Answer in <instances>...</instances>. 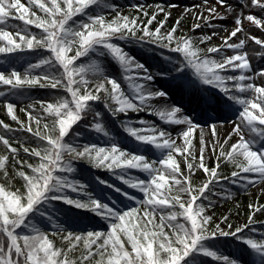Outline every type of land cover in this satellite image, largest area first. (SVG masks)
<instances>
[{"label": "snow or ice", "instance_id": "6c2138e0", "mask_svg": "<svg viewBox=\"0 0 264 264\" xmlns=\"http://www.w3.org/2000/svg\"><path fill=\"white\" fill-rule=\"evenodd\" d=\"M239 3L237 9L228 0H201L169 26L175 4H135L122 14L111 0H27V5L0 0V85L8 86L0 98L17 125L0 119L7 133H0V264H204V257L239 264L208 246L227 237L264 264V232L253 236L257 214L264 216L260 198L247 204L243 224H234L231 212L217 220L212 211L221 199L233 198L228 185L245 193L264 185V70L254 71L250 62L252 56L264 58V39L244 27L246 21L264 32V19L246 14L264 15V0ZM185 15L193 21L187 31ZM229 18L233 28L215 22ZM246 41L259 47L247 49ZM122 45L163 50L165 67L150 71ZM82 57L87 61L77 63ZM112 62L118 74L110 71ZM158 76L198 95L203 124L182 106L167 103L168 92L153 87ZM37 87L53 90L51 100L33 99L28 93ZM218 97L236 114L223 139L217 124L225 120L209 114L220 104ZM160 98L165 105L156 107L153 101ZM17 102L24 105L19 112L27 122L18 116ZM99 105L113 118L123 114L120 127L125 139L136 141L132 150L106 127ZM129 112L180 127L173 136L151 120L126 118ZM81 121L104 142L81 144L80 128L73 127ZM80 161L127 187L96 176L100 192L89 191L87 183L73 178ZM222 163L232 166L230 174ZM198 172L205 177L199 185ZM73 208L77 216L68 215ZM88 213L106 228L79 227L78 216ZM57 240L64 246L57 247ZM77 250L79 259L72 256Z\"/></svg>", "mask_w": 264, "mask_h": 264}, {"label": "rangeland", "instance_id": "374dc122", "mask_svg": "<svg viewBox=\"0 0 264 264\" xmlns=\"http://www.w3.org/2000/svg\"><path fill=\"white\" fill-rule=\"evenodd\" d=\"M23 3H25L27 5V0H22ZM212 2L214 3V0H212ZM156 3H161L164 5H171V4H175L177 5L176 8L172 9V17L169 21V26H171L172 24H174L175 19H177L181 13L184 12L185 9H194L196 5L201 3V0H116L115 5L118 6V8L122 11V14H130V9L132 5L135 4H152L155 5ZM228 3L231 4L233 7L239 9L240 4H234L233 2L228 0ZM246 14H254L259 18L264 19V15H262L259 12L256 11H252L251 13H248L246 10ZM107 18L111 19V16L107 13ZM77 19H79V17H77ZM13 23H17V21H12ZM216 23L219 24H224L226 25L228 28H233L234 27V21L232 18H229L225 21H215ZM192 19L188 16L185 15V21L183 22V28L185 31H187L188 29L191 28L192 26ZM20 24H22V22L20 21ZM244 27L249 29V34L252 36H255L257 38H262L264 39V32H262L259 28H255L254 26H250L248 24V22L245 21L244 23ZM210 31V30H209ZM202 34V33H197ZM239 35V34H238ZM241 38H245L243 36H241ZM235 39V38H234ZM238 42V41H237ZM2 43V42H0ZM215 43L220 44L221 41L219 39L215 40ZM246 45L248 47H256L254 41H246ZM126 51H128L136 60H138L140 63H142L146 68H148L150 71H160L162 70L165 65L164 62L162 61V58L159 55H154L150 52H148L146 50V48H140L136 45H122ZM259 47V46H258ZM257 47V48H258ZM41 52H43V50H41ZM45 55L47 53H44ZM72 53H69V55H71ZM84 58L86 57H82L79 61H77V63L80 62H85ZM158 60L159 61V67L156 66L155 61ZM34 62H36V58L34 59ZM18 68H20L19 65H17ZM255 68L256 70H264V58H260L257 57L256 63H255ZM21 71H23V68H20ZM115 71L117 74L119 73V66L116 65L114 62H112L111 64V69L110 71ZM132 75H135V70L133 71ZM117 78L119 79L120 83H121V88L122 90L125 92L126 95H128L129 97H131L132 90L129 89L127 82H125L122 78L119 77V75L117 76ZM260 80L257 79L256 83L260 84ZM154 88H160L164 91L168 92L169 95V100L167 101L168 104H172L175 103L179 106H182V108L185 110V112L191 116L194 117L197 121V119H202L203 121H197L201 124L204 123L205 118L202 116V106L199 102V97L197 94H193L190 91H188L187 89H180L176 86V82L171 80V79H163L161 77H157L154 85ZM8 88V86H4V85H0V91H6ZM52 90L50 89H40V88H35L33 91V99H40V100H51V96H50V92ZM189 95H192L193 99L196 101H189ZM218 99H220L218 97ZM3 102H4V98H0V119H4L6 123L10 124L13 128L17 127V125H15V123L13 121H11L10 118H8L6 116V110L3 108ZM153 104L156 107H163L165 105V101L160 98L157 99L156 101H153ZM17 114L18 116L24 120L25 122H27V117L23 114L19 112V107H23V104H19V102H17ZM98 110L102 112L103 114V121L106 124V127H108L112 133L114 135H117L118 138L120 139L121 142V146L124 148H127L129 150L133 149V146L135 145L136 141H134L131 137H128L127 139H125L124 137H126V133L122 132L120 130V128L118 127L120 124V120L125 118L123 116V114H121V117L119 118H113L111 117L110 114L107 113V111L105 109H103L102 105L98 106ZM212 116H215L217 114H221L222 116H219V118L225 120V127L223 129H221V133L218 131L219 133V137L221 139L226 138L227 135L229 134L232 125L230 123H227V121L230 120H234L236 119V114L234 111H228L224 108L223 106V100L220 99V104L218 106H216V111L215 112H210L209 113ZM258 114V113H257ZM197 116H200V118H196ZM128 119H137V118H142V119H147V120H151L152 122H154L155 124H157L158 126H163L166 129H169L173 132V136H175V129L176 128H169L167 125H164L163 122H161L158 117L156 116H149L147 113H132L129 112L128 116L126 117ZM115 126H117V128H115ZM33 127H35L33 125ZM177 128L180 126H176ZM217 128L218 125H217ZM198 133H199V129L196 130V132L194 133V141L193 143L198 147L199 146V142H198ZM24 135H28L27 133H25ZM95 138L96 140H103V137L95 134ZM81 144H83V142H80ZM34 146V145H33ZM154 151V149H153ZM218 151V149H217ZM0 154H4V149L3 146L0 145ZM207 152H206V157H207ZM151 158V156H150ZM35 162V161H32ZM207 163L209 164V166H214L215 164V159L213 157L212 160L207 161ZM223 164V163H222ZM85 167H88V164L80 161L77 162V173L80 174L83 177H80L83 182L87 183L90 187H89V191H92L93 189L96 190L97 193L100 192V187L97 186V183L95 181V177L99 176L104 180H108L109 182H113L116 183L118 185H120L119 181H115L114 178L112 176L109 175L108 172H103V175L98 174L96 171H99V169H93L91 168V170H87ZM185 168L186 171V166H182ZM89 168V167H88ZM131 175H135V176H140L141 178H143V174L137 172L136 170H131ZM205 179L204 175L202 174V172H198L196 174V178H194V181L197 185H199L203 180ZM15 183L18 185L20 182L17 180L15 181ZM122 188H126V185H120ZM229 188V190L233 193V198L231 200H223L221 199L220 202L217 204L216 208L213 209L212 211L215 212V217L218 220L219 217L222 214H229V212H231V219L232 222L234 224H243L245 222V214L247 213V204L252 202L253 200H255L257 197L260 198V202L264 203V185H257L256 187H250L249 190L245 193L243 192L239 187H234L231 185L227 186ZM130 192H133L134 190L129 189ZM219 191V190H218ZM137 195V197H140L142 194L141 193H135ZM214 199H216L214 197ZM239 204L240 208L237 209L236 205ZM237 213H239V215H237ZM89 214V213H88ZM159 217L157 216L156 218V222H158ZM257 220L258 223L256 224V229L257 231L255 233H253L254 238L259 239V233L260 232H264V216H261L260 214H257ZM99 223V219H95L94 217H92L91 215H85L83 218H78V224L79 227L82 228H105L104 226H97V224ZM70 227H72L73 225H69ZM45 230H48L47 228H45ZM243 235V234H241ZM223 240L228 241V249H227V256L231 257L233 259L238 260L239 264H260V257H258L254 252H252L246 245L241 244L238 240L231 238V237H227V238H220ZM56 246L57 247H62L64 246L62 244L61 241L57 240L55 241ZM80 247H82V243L80 245ZM73 258L75 259H79L80 256V252L79 250L75 251L72 254ZM204 264H215L214 261L211 260V258H205L204 259Z\"/></svg>", "mask_w": 264, "mask_h": 264}, {"label": "trees", "instance_id": "16d2710c", "mask_svg": "<svg viewBox=\"0 0 264 264\" xmlns=\"http://www.w3.org/2000/svg\"><path fill=\"white\" fill-rule=\"evenodd\" d=\"M111 2L112 3H116V0H111ZM39 14V13H38ZM105 15H107V12L105 13ZM18 22V24H20V21H17ZM32 31H34V32H39L40 30L39 29H35V28H33L32 29ZM146 50L148 51V52H150V53H152V54H156V55H159L161 58H162V56H161V53H162V51L163 50H159V49H155V50H150V49H148V48H146ZM163 54H165V55H167V53L166 52H164ZM34 59H35V56H34ZM34 59H33V62H34ZM84 61L86 62L87 61V58H84ZM155 65L156 66H158L159 67V61L158 60H156L155 61ZM35 89V88H34ZM34 89H30L29 90V95L33 98L34 97V95H33V91H34ZM53 91V90H52ZM61 91V93L62 94H64V95H67V93H63V90H60ZM70 98V97H69ZM74 128H80V131H81V136L79 137V142H83V143H88V142H92V143H97V144H100V143H103L104 142V140H102V141H100V140H96V138H95V134L96 133H94V132H92L88 127H85V126H83V122L81 121L80 123H78L77 125H74L73 126ZM119 128H120V130L123 132V129L120 127V124H119V126H118ZM115 128H117V126H115ZM0 133H3V134H5V135H7V133H4V130L2 129V128H0ZM89 167V168H88ZM88 167H85L87 170H91V166L90 165H88ZM222 168H223V171L226 173V174H230V172H231V170H232V166L231 165H225V164H222ZM98 174H101V175H103V172H106V171H103V170H100L99 169V171H96ZM80 177H83V176H81L80 174H76L73 178H75V179H79V180H81L82 182H83V180L80 178ZM73 195H75V194H73ZM50 207H52L53 208V210H55V206H50ZM64 206H61V208H63ZM68 215H70V216H77L78 215V210L77 209H75V208H73L72 210H71V212L70 213H68ZM85 215H91L90 213L89 214H80L79 216H78V218H83ZM92 216V215H91ZM59 218L60 219H64V216L63 215H60L59 216ZM95 218V217H94ZM96 219V218H95ZM97 219H99V218H97ZM97 226H104L105 228H106V225H103L102 224V222H100V220H99V223L97 224ZM100 229H104V228H98V230H100ZM208 246L211 248V249H213V250H215L218 254H221V255H224V256H227V249H228V247H229V245H228V241H226V240H223V239H217V240H215V241H211V242H209V244H208ZM206 257H204L203 258V260L205 259Z\"/></svg>", "mask_w": 264, "mask_h": 264}, {"label": "bare ground", "instance_id": "6f19581e", "mask_svg": "<svg viewBox=\"0 0 264 264\" xmlns=\"http://www.w3.org/2000/svg\"><path fill=\"white\" fill-rule=\"evenodd\" d=\"M229 1H231V2H233L234 4H240L239 3V0H229ZM258 46L256 45V47H248L247 45H246V48L247 49H253V48H257ZM256 60H257V57L256 56H252L251 57V59H250V62H251V65H252V67H253V69H254V71H256V68H255V63H256ZM189 101L190 102H192V101H195L194 99H193V97H192V95H189ZM196 102V101H195ZM215 116H222L221 114H217V115H215ZM196 118H200V116H197ZM197 121H203L202 119L200 120V119H197ZM218 125V127L219 128H217V131H219L220 133H221V129H223L224 127H225V125L223 124V125H220L219 123L217 124ZM169 128H177L176 126H169V125H167Z\"/></svg>", "mask_w": 264, "mask_h": 264}]
</instances>
